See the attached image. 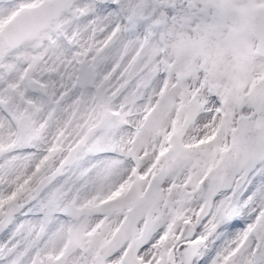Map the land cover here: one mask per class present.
<instances>
[{
    "label": "snow or ice",
    "instance_id": "obj_1",
    "mask_svg": "<svg viewBox=\"0 0 264 264\" xmlns=\"http://www.w3.org/2000/svg\"><path fill=\"white\" fill-rule=\"evenodd\" d=\"M0 264H264V0H0Z\"/></svg>",
    "mask_w": 264,
    "mask_h": 264
}]
</instances>
